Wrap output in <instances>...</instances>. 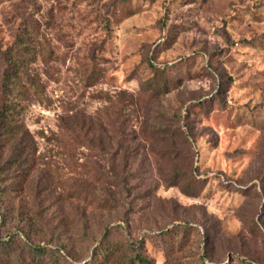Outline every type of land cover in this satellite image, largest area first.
I'll list each match as a JSON object with an SVG mask.
<instances>
[{
    "label": "rangeland",
    "instance_id": "1",
    "mask_svg": "<svg viewBox=\"0 0 264 264\" xmlns=\"http://www.w3.org/2000/svg\"><path fill=\"white\" fill-rule=\"evenodd\" d=\"M107 244L264 264V0H0V264Z\"/></svg>",
    "mask_w": 264,
    "mask_h": 264
},
{
    "label": "trees",
    "instance_id": "2",
    "mask_svg": "<svg viewBox=\"0 0 264 264\" xmlns=\"http://www.w3.org/2000/svg\"><path fill=\"white\" fill-rule=\"evenodd\" d=\"M21 44L23 43V45L26 44V39H23L21 42ZM22 45V46H23ZM21 50L23 49V47H20ZM4 56L6 58V60L10 61L9 64V71L7 74V76L4 78L3 82V89H5L7 92L9 91H13L14 89L18 88V86L21 84V80L22 78V73H23V64L21 61H19L17 58L13 59L11 56H7V52L4 53ZM28 82L31 86H35L36 81L32 78L28 77ZM5 118H7V115H4ZM12 118V117H11ZM170 120L174 121L172 123H178V126H174V129H176V132H179V136H185L187 137V133L185 131H183V127L180 125L182 124V121L180 118H177L176 114H173L170 117ZM177 121V122H176ZM179 177V176H178ZM38 251L41 250L40 248L37 249ZM119 252V248L118 245L115 244H107L104 247H101L99 250H97L95 252V254L93 255L92 259L89 262H86L85 264H114L115 259H116V254ZM136 261L139 262H146V259L144 258V256L140 253H137L136 257L131 258L130 260H126V261H120V264H136Z\"/></svg>",
    "mask_w": 264,
    "mask_h": 264
}]
</instances>
